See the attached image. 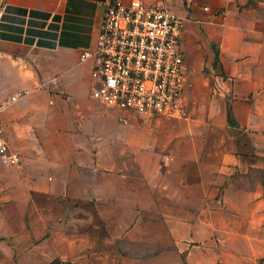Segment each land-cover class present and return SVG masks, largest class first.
<instances>
[{"label":"crops","instance_id":"1","mask_svg":"<svg viewBox=\"0 0 264 264\" xmlns=\"http://www.w3.org/2000/svg\"><path fill=\"white\" fill-rule=\"evenodd\" d=\"M106 1L0 0V103L28 90L2 111L22 161L0 163V238L74 244L75 264H264V0H144L184 18L192 80L207 37L235 121L221 102L219 122L151 149L106 136L116 111L90 94L79 55Z\"/></svg>","mask_w":264,"mask_h":264},{"label":"built area","instance_id":"2","mask_svg":"<svg viewBox=\"0 0 264 264\" xmlns=\"http://www.w3.org/2000/svg\"><path fill=\"white\" fill-rule=\"evenodd\" d=\"M184 18L163 1L108 0L94 49L80 52L92 60L90 94L96 100L141 115L183 117L190 65L181 48ZM28 93L22 89L0 103V163L19 165L22 155L3 133L4 106Z\"/></svg>","mask_w":264,"mask_h":264},{"label":"rangeland","instance_id":"3","mask_svg":"<svg viewBox=\"0 0 264 264\" xmlns=\"http://www.w3.org/2000/svg\"><path fill=\"white\" fill-rule=\"evenodd\" d=\"M98 34V33H97ZM195 38V37H194ZM96 39L92 49L96 46ZM198 49L197 59L202 67L197 71L194 80L191 79L185 95L186 110L183 117H163L158 115H141L131 110H123L108 106L101 102L106 109H115V115L109 114L102 121V132L109 137L117 139L127 138L131 140L147 141V149L151 146L170 140L173 135H185L192 125H202L208 119L219 122L221 112V102L227 109L231 108V95H212L218 92L220 73L205 64L207 47V37H196ZM181 48H183V45ZM216 48V43H212ZM189 65L190 62L187 59ZM217 62V59H214ZM92 67V60H91ZM191 68V65H190ZM217 92H216V90ZM88 82L81 85V93H88ZM222 97V98H221ZM224 97V98H223ZM223 99V100H222ZM127 117V120L123 117ZM18 236L26 234V230L21 228ZM12 241L0 238V264H75V260H66L61 255H66L69 251L75 250L76 245L61 243H28L22 238ZM22 240V241H21Z\"/></svg>","mask_w":264,"mask_h":264},{"label":"trees","instance_id":"4","mask_svg":"<svg viewBox=\"0 0 264 264\" xmlns=\"http://www.w3.org/2000/svg\"><path fill=\"white\" fill-rule=\"evenodd\" d=\"M212 47H213V50H214L215 59H217L218 58V50L216 48H214V46H212ZM227 121L229 123H231V124H235V121H234V119H233V117L231 115L230 109H227Z\"/></svg>","mask_w":264,"mask_h":264}]
</instances>
